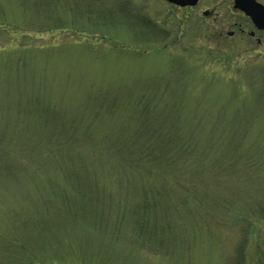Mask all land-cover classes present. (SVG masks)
<instances>
[{
  "label": "rangeland",
  "instance_id": "1",
  "mask_svg": "<svg viewBox=\"0 0 264 264\" xmlns=\"http://www.w3.org/2000/svg\"><path fill=\"white\" fill-rule=\"evenodd\" d=\"M235 23L233 0H0V264L263 262L264 63ZM144 190L161 255L132 214L96 228Z\"/></svg>",
  "mask_w": 264,
  "mask_h": 264
},
{
  "label": "trees",
  "instance_id": "2",
  "mask_svg": "<svg viewBox=\"0 0 264 264\" xmlns=\"http://www.w3.org/2000/svg\"><path fill=\"white\" fill-rule=\"evenodd\" d=\"M32 29H37L39 32H41L42 28H32ZM61 29L64 30V28L62 26H61ZM21 32H25V30H23ZM262 91L264 92V90H262ZM159 160H161V159H158V162H159ZM182 161L183 160L180 161V163L182 165V166H179L180 169H182L183 167L188 169L190 167V169H192L196 172V169L192 167V163L187 166L186 163H185V165H183ZM171 164L172 163L168 164V166H167L168 169L170 168ZM206 164H210V163L206 162ZM206 164L201 165L205 170H207ZM221 164H222V161L216 160L214 162V164H212V165L218 166ZM202 167H199L198 170L202 169ZM158 191H159V188H155V190L150 191V192L152 194H155ZM184 203H185V201H184ZM124 206L127 208L123 209L122 208L123 206L116 207V208H118V210H120L118 212V214L117 213L113 214L111 212V210H105V209L102 210V208H101L100 209L101 213L95 219L96 228H99L101 230L104 229L106 231V233L108 232V229H110V231L108 233L110 235H112L113 237H117L119 234H121V231L123 229V223H124L123 221L127 218L126 217L127 214H132L135 217H137V221L135 224L136 232H137L135 244L142 247L143 250H146L147 252L146 251H144V252L147 256H148V253H150V252L152 255L154 254L153 256H155L157 254L161 255V250L159 249V247L157 245L151 243V240H154L158 236V233L160 232V230L162 228L160 227V224L155 219V217L152 214H150L149 210L151 209V206L145 205V190L142 191V193H141V200L134 202V203H131V204H125ZM66 207L67 206H65V205H64V207H62L63 212L70 213L71 211L69 212V209ZM262 213H263L262 215L264 216V209L262 210ZM75 215H77V214H75ZM92 215L94 218L93 213H92ZM203 215L206 216L207 220L206 221H200V222H202L204 224V226H206V227L201 228L200 224H199V226L198 225L196 226L195 221H194L195 229H196V227H198L199 230L200 229L208 230L207 226L209 225L210 222L213 226L217 225L219 223L218 217L215 216L214 214H212L210 212H205V213H203ZM252 217L253 216H249V219L246 220V225H248V227L246 228V230L243 234H247V233L253 234V227L252 226H253L255 220H254V217L253 218ZM87 219L90 220L89 218H87ZM152 219H153V221H152ZM36 220H38V218L32 219V221H36ZM44 226L47 228L43 229V231H45L46 229L53 230V228L50 226V222L46 221L44 223ZM183 226L187 227L186 224L185 225L183 224ZM198 229H197V231H198ZM244 236L246 238L248 237V235H244ZM130 240H129V244L131 245ZM244 244H246V240H244L243 245L241 247H239L236 252H233V255L231 258L232 263H234L236 260L237 261L240 260L241 264H242V262H243V264H256V263L252 262V260L246 255V252H244ZM131 246H133V245H131ZM246 249H247V245H246ZM260 257H261V259H264V256L262 253H260ZM89 261H91V260L90 259L89 260H81L80 259L78 263L84 264V263H88ZM262 261L263 262H258L257 264H262V263L264 264V260H262ZM32 264H35V262H32Z\"/></svg>",
  "mask_w": 264,
  "mask_h": 264
},
{
  "label": "water",
  "instance_id": "3",
  "mask_svg": "<svg viewBox=\"0 0 264 264\" xmlns=\"http://www.w3.org/2000/svg\"><path fill=\"white\" fill-rule=\"evenodd\" d=\"M178 7H194L199 0H165ZM234 9L241 11L249 17L258 30H264V5L256 0H233ZM207 15V12L204 13Z\"/></svg>",
  "mask_w": 264,
  "mask_h": 264
},
{
  "label": "flooded vegetation",
  "instance_id": "4",
  "mask_svg": "<svg viewBox=\"0 0 264 264\" xmlns=\"http://www.w3.org/2000/svg\"><path fill=\"white\" fill-rule=\"evenodd\" d=\"M213 13H214L213 10H208L207 16H210ZM244 18L246 19V21H248V23L251 24L252 30L249 31V30L243 28L242 24L235 23L232 27L236 28L237 31L236 30H232L231 32L228 33V35L230 37H234L236 32H238V34H240L241 36H245V34L248 35V39H249L248 42L254 40V42H255L254 46L256 47L255 51L259 52L258 59L260 57H262V61L261 62L264 63V48L260 49V47H262L263 44H264V39L262 38V37H264V30H257L248 17L244 16ZM257 36H259V37L257 38ZM256 62H258V61H256ZM261 65L264 66V64H261ZM262 69L264 70V67Z\"/></svg>",
  "mask_w": 264,
  "mask_h": 264
}]
</instances>
